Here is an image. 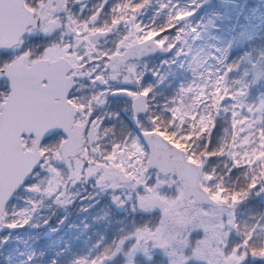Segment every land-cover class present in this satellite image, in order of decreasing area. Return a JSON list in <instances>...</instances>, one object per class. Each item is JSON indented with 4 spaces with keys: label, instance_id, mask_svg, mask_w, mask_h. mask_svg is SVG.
<instances>
[{
    "label": "snow or ice",
    "instance_id": "6c2138e0",
    "mask_svg": "<svg viewBox=\"0 0 264 264\" xmlns=\"http://www.w3.org/2000/svg\"><path fill=\"white\" fill-rule=\"evenodd\" d=\"M210 5L0 0V264H264V53Z\"/></svg>",
    "mask_w": 264,
    "mask_h": 264
},
{
    "label": "rangeland",
    "instance_id": "374dc122",
    "mask_svg": "<svg viewBox=\"0 0 264 264\" xmlns=\"http://www.w3.org/2000/svg\"><path fill=\"white\" fill-rule=\"evenodd\" d=\"M210 8L222 17L212 31L211 43L231 59L259 58L264 53V0H211ZM207 11L203 9L197 18Z\"/></svg>",
    "mask_w": 264,
    "mask_h": 264
},
{
    "label": "trees",
    "instance_id": "16d2710c",
    "mask_svg": "<svg viewBox=\"0 0 264 264\" xmlns=\"http://www.w3.org/2000/svg\"><path fill=\"white\" fill-rule=\"evenodd\" d=\"M255 264H262V262L257 258V260L255 261Z\"/></svg>",
    "mask_w": 264,
    "mask_h": 264
}]
</instances>
